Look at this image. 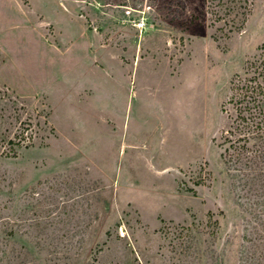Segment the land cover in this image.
I'll return each instance as SVG.
<instances>
[{
  "label": "rangeland",
  "instance_id": "rangeland-1",
  "mask_svg": "<svg viewBox=\"0 0 264 264\" xmlns=\"http://www.w3.org/2000/svg\"><path fill=\"white\" fill-rule=\"evenodd\" d=\"M217 3L0 0V264H264V160L225 142L264 0Z\"/></svg>",
  "mask_w": 264,
  "mask_h": 264
},
{
  "label": "trees",
  "instance_id": "trees-1",
  "mask_svg": "<svg viewBox=\"0 0 264 264\" xmlns=\"http://www.w3.org/2000/svg\"><path fill=\"white\" fill-rule=\"evenodd\" d=\"M245 1L218 0L216 4L224 7L225 10H218V13L223 15L221 19L226 25H231V31L240 30L247 21V8L242 10ZM232 14L233 17L226 18ZM259 50L257 58L248 63L246 76L233 82L235 93L230 101L236 111L235 126L227 131L229 136H226L225 142L235 148L237 160H242V151L250 144L255 149L250 156L245 155L246 160H264V42ZM236 133L238 136L232 137Z\"/></svg>",
  "mask_w": 264,
  "mask_h": 264
}]
</instances>
